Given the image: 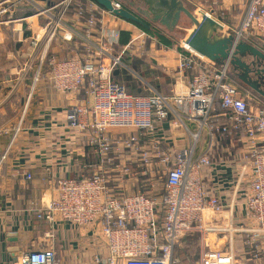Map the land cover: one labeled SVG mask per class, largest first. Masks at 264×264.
<instances>
[{
    "label": "built area",
    "instance_id": "1",
    "mask_svg": "<svg viewBox=\"0 0 264 264\" xmlns=\"http://www.w3.org/2000/svg\"><path fill=\"white\" fill-rule=\"evenodd\" d=\"M112 1L114 7H124ZM183 1L199 4L203 0ZM73 2L76 5L69 16ZM0 4H6L0 14L10 11V5H28L38 8L37 14L46 18L44 33L33 36L34 44L45 38L37 65L29 61L24 71L34 64V79L39 81L44 66H48L56 92L84 89L86 98L69 109L67 125L86 134L88 143L102 154L101 165L90 176L57 177V197L34 208L37 218L50 227L47 237H54L60 219L77 226L96 224L106 241V251L95 257V264H188L179 252L190 235L198 241V259L193 264H264V99H258L261 104L257 106L250 103L249 94L234 82L229 61L211 65L183 41L176 72L183 82L187 73H192L185 87L169 95L155 90L134 94L112 74L122 56L133 50L132 42H145L146 30H132L131 42L113 56L110 51L122 30L111 26L110 20L123 18L95 0H61L41 6L37 0H4ZM213 11L199 6L194 10L219 22ZM97 26L101 44L94 49L91 39ZM234 36L236 41L250 44L264 41V0L246 2ZM79 37L86 42L84 57L49 53L53 41L76 43ZM168 121L187 131L191 138L188 145L174 150L156 136L157 125ZM204 133L205 146L198 153ZM235 135L243 145L242 162L234 192L226 201L206 189L205 179L209 170L218 169L215 144ZM119 145L137 156L143 175L164 176V193H152L154 180L149 193L118 192L111 184L114 178L108 166L117 173L121 187L126 176L136 177L128 164L113 162L110 152ZM6 154L1 156L0 165ZM22 176L33 178L28 172ZM238 207L244 211L239 219ZM225 211L229 213L228 225L215 227L212 221ZM221 240H225L224 247H213ZM16 264L59 262L53 248H44L23 253Z\"/></svg>",
    "mask_w": 264,
    "mask_h": 264
},
{
    "label": "crops",
    "instance_id": "2",
    "mask_svg": "<svg viewBox=\"0 0 264 264\" xmlns=\"http://www.w3.org/2000/svg\"><path fill=\"white\" fill-rule=\"evenodd\" d=\"M2 1L4 0H0V3ZM37 1L41 6L58 3L61 0ZM116 1L136 13L133 5L137 0ZM217 1L210 0V8L214 9L213 16L223 25L221 33L234 35L238 28L233 26L224 14L232 15L234 11L236 14L240 8L234 7L233 0H227L226 6H223L225 10H222L224 14H218L216 9L221 8L222 5ZM184 3L188 6V1ZM4 6L6 4H0V9ZM29 8L33 9L31 13ZM37 11L38 8L28 5H10V11L0 14V158L7 153L0 165V264H16L23 253L44 248H53L56 251L59 264H95V257L106 251V241L100 227L96 224L77 226L60 219L55 225L54 237L50 238L46 236L49 225L39 220L34 210L36 207H44L57 197L55 181L57 177L90 176L102 161L99 148L88 143L87 135L67 125L69 109L86 98L84 89L78 92H56L49 80L48 66H44L39 81L34 79L32 69L34 64L28 71H24L27 62L32 61L37 64V55L39 56L45 43V38L37 44L33 43L34 34L42 35L44 33L42 27L46 23V18L38 15ZM110 24L122 30L119 42L114 44L110 51L113 56H117L131 42L133 35L131 31L134 30L135 33V25L126 19H111ZM178 26L185 27L181 43H175L167 34L171 32L175 36L179 28L170 29L165 26L166 33H161L171 42L170 44L159 37V32H152L151 25L146 28L151 39L145 42H132L130 48L133 50L127 51L126 55L122 56V63L115 67L112 77L123 82L134 94H146L155 90L169 95L176 88L185 87L188 83L185 80H189L192 73H187L184 82L180 81L176 66L179 53L182 51L181 44L193 24L183 16ZM94 33L91 40L96 49L97 45L101 44L99 26ZM213 39L218 40L217 35L213 36ZM75 40L76 43L53 41L50 52H55L56 56L69 54V56L84 57L85 39L79 37ZM253 45L264 51V41ZM245 59L250 61L248 57ZM207 63L219 65L209 59ZM127 67L133 74L125 80L126 75L123 70ZM231 74L237 76L232 72ZM18 127L20 130L15 135ZM192 127L195 129V125ZM156 136L167 145L166 147L174 150L191 142L190 135L183 127L174 126L169 121L157 125ZM205 139L204 133L203 140L198 145V153L203 151ZM215 146L214 160L218 163V169L209 170L205 186L209 191H215L224 200L229 201L234 192L233 185L240 172L239 161L242 162L243 145L235 135L222 139ZM110 155L115 164H128L136 173V177L126 176L121 187L116 180L117 173L112 172V166L107 167L114 178L111 184L118 187V192L149 193L151 180H154V194L164 193V176L157 174L151 178L143 175L137 156H131L123 146H115ZM25 172L31 173L33 178L25 180L22 176ZM243 212V209L238 207L237 219L242 217ZM228 223L227 211L219 214L212 221L215 227H225ZM224 242L225 240H221L213 244V247H224ZM182 247L179 252L182 260L188 264L196 262L192 261L191 256L198 257L197 237L188 236Z\"/></svg>",
    "mask_w": 264,
    "mask_h": 264
},
{
    "label": "water",
    "instance_id": "3",
    "mask_svg": "<svg viewBox=\"0 0 264 264\" xmlns=\"http://www.w3.org/2000/svg\"><path fill=\"white\" fill-rule=\"evenodd\" d=\"M100 5L112 11L115 15L140 24L145 28L150 25L138 13L126 7L116 8L112 0H95ZM142 15L150 12L153 20L172 29L180 28L179 21L186 16L193 24L185 42L197 53L219 64L229 61L231 72L248 87L264 99V51L253 44L236 41L234 35L222 34L223 25L214 18L196 14L183 0H143ZM145 7L148 9L145 10ZM222 34V35H221ZM217 35L218 40L213 36ZM250 58L247 61L245 58Z\"/></svg>",
    "mask_w": 264,
    "mask_h": 264
},
{
    "label": "rangeland",
    "instance_id": "4",
    "mask_svg": "<svg viewBox=\"0 0 264 264\" xmlns=\"http://www.w3.org/2000/svg\"><path fill=\"white\" fill-rule=\"evenodd\" d=\"M226 2H227V0H218L217 1L218 4H221L222 5V6L220 5L221 8L219 7V8L216 9V10H218V14H224V12L222 10H225V8L223 6H226ZM246 2H247V0H233L232 3H234V5H235L234 7L237 6L238 8H240V11L241 12L240 11H236V14H234V12H235L234 11L232 13V15H230L229 13H225L224 14L225 18L227 20H229L231 22V24H233V26H235L236 28H239L240 25H241V23H242ZM141 3L142 2H140V0H137V2H134L133 8L136 10V13H138L139 16H141L143 19L146 20V22L148 23V25H151V29L150 30L152 32H156V33L159 32L160 34L162 32H165L166 33V29L167 28L165 26H163L159 21H154L153 20L152 13L147 12V14H144V15H142L140 13L139 10L142 9ZM187 4H188L189 8L192 9L193 11L194 10H197L198 6L201 7V9H205V10L208 9V8H210V0H203L199 4H196L195 2H190V3L188 2ZM75 5H76V3L73 2L72 5H71V7H70V9H71L72 12H73V8H75ZM146 9H148V8L145 7V10ZM69 14H70L69 16L72 15V13H69ZM130 22L135 25V28H134L135 29V32L137 31L139 33L140 31H144L145 30V28H143V26L141 27L140 24H135L132 21H130ZM184 29H185V27L180 26V28L178 29L179 31H176L175 32V36H174V33H171L170 32V34H169L167 32L168 38L171 39V40H173L175 43L176 42L181 43V41L184 38V32H185ZM146 34L148 35V37H146L145 41H148V40L151 39L149 37L151 35H150L149 31H147ZM156 39H158L157 36H156ZM56 42H59V41L56 40ZM41 52H42V50L40 51V54L39 55H41ZM49 53L50 54H56L55 52H50V51H49ZM58 57H72V56L71 55L69 56V54H68V55L58 56ZM32 69H35V65H33ZM43 70H44V68H43ZM123 72L126 75L125 80L128 77H132V74L133 73H132V70L130 68H128V67L127 68H124ZM232 77H233L234 82H236L243 90L247 91L246 93L249 94V96H250V103L252 105H255V106L260 105V102L258 101V99L260 100V98L262 96H260L257 92H254L253 89H251L250 87H247L245 85H242V83L240 82V80H239V78L237 76H235V77L232 76ZM262 101L264 102V100H262ZM203 136H204V134H203ZM161 178L162 177L160 176V180H161ZM191 258H192V261H194V260L197 261V258L198 257L196 255H192Z\"/></svg>",
    "mask_w": 264,
    "mask_h": 264
},
{
    "label": "trees",
    "instance_id": "5",
    "mask_svg": "<svg viewBox=\"0 0 264 264\" xmlns=\"http://www.w3.org/2000/svg\"><path fill=\"white\" fill-rule=\"evenodd\" d=\"M29 12L31 13L32 11H33V9H30L29 8ZM135 24H137V23H135ZM142 27V26H141ZM143 28H145V27H143ZM145 30H147L146 28H145ZM158 35H159V37L162 39V40H164V41H166L168 44H170L171 42L166 38V37H164L162 34H160V33H158Z\"/></svg>",
    "mask_w": 264,
    "mask_h": 264
},
{
    "label": "flooded vegetation",
    "instance_id": "6",
    "mask_svg": "<svg viewBox=\"0 0 264 264\" xmlns=\"http://www.w3.org/2000/svg\"><path fill=\"white\" fill-rule=\"evenodd\" d=\"M240 80V79H239ZM240 82L242 83V85H245V86H247L244 82H242L241 80H240ZM248 87V86H247ZM255 92V91H254Z\"/></svg>",
    "mask_w": 264,
    "mask_h": 264
}]
</instances>
